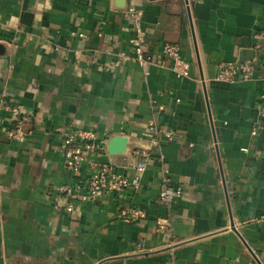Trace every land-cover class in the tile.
<instances>
[{"label": "crops", "instance_id": "1", "mask_svg": "<svg viewBox=\"0 0 264 264\" xmlns=\"http://www.w3.org/2000/svg\"><path fill=\"white\" fill-rule=\"evenodd\" d=\"M187 2L0 0V92L20 107L27 134L0 141V264H264V133L252 135L264 69L249 81L216 79L244 50L264 63V0ZM130 3L147 49L177 44L190 77L131 60ZM151 123L173 141L153 146ZM77 129L94 131L100 148L75 173L60 145ZM115 136L127 138L125 155L108 153ZM141 150L149 159L137 191L65 211L59 187L104 164L132 177ZM160 154L182 188L168 212L156 202ZM134 210L144 218L126 222Z\"/></svg>", "mask_w": 264, "mask_h": 264}, {"label": "built area", "instance_id": "2", "mask_svg": "<svg viewBox=\"0 0 264 264\" xmlns=\"http://www.w3.org/2000/svg\"><path fill=\"white\" fill-rule=\"evenodd\" d=\"M126 14L130 21L133 38L130 41L132 49V61L141 67L146 73L152 65H169V70L178 79L190 77V64L182 57L180 48L177 44L164 43L158 51H149L146 45V33L141 27L142 11L133 3L126 7ZM264 38V35H260ZM123 60L127 59L121 55ZM260 67L264 69V63H258L255 58L245 62H230L221 66L216 75V79L226 83H236L249 81L253 79L255 71ZM7 113V121L2 123L0 120V141L2 139L22 144L27 139V134L23 129V119L21 109L17 103L8 97L3 91L0 92V113ZM149 131L153 136L151 141L153 146H158L159 137L163 136L168 142H172L174 135L171 132H164L158 129L154 123L149 125ZM264 133V114L255 123L252 129V135ZM97 134L92 130H70L63 135L61 141V151L65 160V166L71 172H77L89 155L99 149ZM138 162L134 166V175L126 177L116 173L109 165H100L95 172L85 181L77 182L73 186L59 187V192L65 196L69 202L65 211H73V202L81 204H95L105 193L121 194L125 191H137L140 188L141 175L146 168L149 154L146 150L135 153ZM162 165V187L157 196V204L169 211L171 205L181 197L182 188L173 185L169 176V170L165 167L163 156H158ZM144 218L141 211H133L126 222H134L137 219ZM157 227L160 230L168 227L167 219L157 220ZM103 264V263H101ZM105 264V263H104Z\"/></svg>", "mask_w": 264, "mask_h": 264}, {"label": "water", "instance_id": "3", "mask_svg": "<svg viewBox=\"0 0 264 264\" xmlns=\"http://www.w3.org/2000/svg\"><path fill=\"white\" fill-rule=\"evenodd\" d=\"M147 1H159V0H147ZM186 6H188L187 0H184ZM126 1H124L123 7L125 6ZM187 12L188 7H187ZM254 58L253 50H244L240 53L239 62H245L248 60H252ZM107 151L110 155H125L127 153V138L123 136H115L112 137L108 141Z\"/></svg>", "mask_w": 264, "mask_h": 264}]
</instances>
